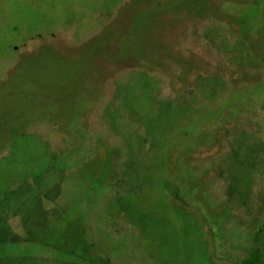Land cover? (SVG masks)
<instances>
[{"label":"rangeland","instance_id":"374dc122","mask_svg":"<svg viewBox=\"0 0 264 264\" xmlns=\"http://www.w3.org/2000/svg\"><path fill=\"white\" fill-rule=\"evenodd\" d=\"M264 254V0H0V264Z\"/></svg>","mask_w":264,"mask_h":264},{"label":"trees","instance_id":"16d2710c","mask_svg":"<svg viewBox=\"0 0 264 264\" xmlns=\"http://www.w3.org/2000/svg\"><path fill=\"white\" fill-rule=\"evenodd\" d=\"M257 239H254V247L247 257L241 260V264H264V254L261 253L257 245Z\"/></svg>","mask_w":264,"mask_h":264}]
</instances>
